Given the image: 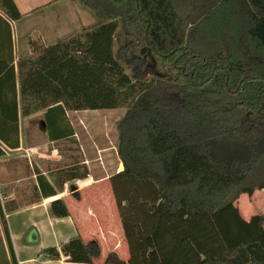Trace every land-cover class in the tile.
I'll return each instance as SVG.
<instances>
[{"label":"trees","instance_id":"trees-1","mask_svg":"<svg viewBox=\"0 0 264 264\" xmlns=\"http://www.w3.org/2000/svg\"><path fill=\"white\" fill-rule=\"evenodd\" d=\"M74 1L95 24L49 46L32 35L30 52L3 66L0 157L18 147L20 118L43 111L56 140L72 130L58 131L54 113L123 109L122 170L108 181L128 257L111 252L103 264H264L263 217L247 221L234 205L264 189L246 183L264 162V0ZM0 18L8 24L22 15L13 0H0ZM132 32L165 75L125 61L121 37ZM35 175L36 192L54 196ZM2 197L0 264H17L5 223L16 205ZM49 210L69 216L62 199ZM98 255L96 243L75 237L38 258L93 264Z\"/></svg>","mask_w":264,"mask_h":264},{"label":"crops","instance_id":"crops-1","mask_svg":"<svg viewBox=\"0 0 264 264\" xmlns=\"http://www.w3.org/2000/svg\"><path fill=\"white\" fill-rule=\"evenodd\" d=\"M13 1L22 18L15 22L9 21L8 24L0 18V77L3 76L4 64L14 66L19 55L30 52L29 40L37 31L42 44L49 46L84 28L83 20L86 26L93 25V22L87 21V15L75 5L74 0H60L52 4L50 0ZM38 7L45 8L44 25L31 23V17L35 18L32 14L39 10L32 11ZM57 8L64 13L61 17L53 12ZM51 14L52 16L48 17ZM25 20L28 21L25 23L26 27L22 29ZM49 27L51 31H46ZM43 113L42 111L20 118L18 147L5 150V154L9 151L16 157L28 158L29 165L32 159L38 161L41 158L44 166L43 169L40 167L33 169L32 174L26 178L27 181L31 180L29 183L21 181L23 179L18 180L21 181L19 183L23 193L26 192L24 196L22 193L20 201L15 196L6 198L14 201L16 205L14 210L5 213V223L17 264H83L70 263L65 257H61L60 260L38 258L41 250L58 248L75 237H79L84 244L93 242L98 245L99 255L93 264H103L105 256L111 252L126 260L128 249L108 183L110 164L114 162L115 166L117 161L119 167L117 172L122 168L117 157L116 144L109 141L105 125L110 115L105 113V110L65 111L64 118L61 119L59 113H54L52 117L57 118V130L65 132L69 125L72 135L53 140L46 133ZM22 120L38 126L42 134L41 144L24 146ZM95 124L101 126L96 130L98 138L92 129ZM115 139L117 142V136ZM107 141L110 142V146ZM36 169L54 190V196L44 198L39 195L38 190L36 192ZM73 173L84 176L66 180ZM28 188L30 192L26 190ZM56 199L65 202L69 211L68 217L51 216L50 203ZM240 215L245 219L243 214Z\"/></svg>","mask_w":264,"mask_h":264},{"label":"rangeland","instance_id":"rangeland-1","mask_svg":"<svg viewBox=\"0 0 264 264\" xmlns=\"http://www.w3.org/2000/svg\"><path fill=\"white\" fill-rule=\"evenodd\" d=\"M75 5H77L79 9L84 11V13L87 15V21L89 20L90 22H93V24L96 23V18L90 11L80 7L77 3ZM44 9L45 8L32 14L33 16H35V18L31 17L32 19L31 23H36V24L41 23V25L45 24L44 22L45 19H43ZM53 12L60 17L64 14L60 8L53 10ZM51 16L52 14L49 15L48 17H51ZM27 21L28 20H25L23 22L21 26L22 29L26 27L25 23ZM82 26L88 27L86 26L85 20H83ZM50 28L51 27L46 29V31H51ZM37 32L35 33L36 35L38 34ZM20 40H22V38H20ZM121 40H122L121 43L125 46V49L123 51L125 61L139 59L141 70H144L147 68L148 71H151L153 74L158 75L160 77L166 74L165 73L166 70L161 65L160 61L158 59L151 58L149 52L146 50V47L143 41L141 40L140 36L138 35V33L132 32L130 35L122 36ZM134 63L135 62H131L130 64H128L129 66H126V70L128 73L132 72ZM105 113L110 115L107 119L108 122H106L105 124L107 126V130L109 134V141H111V143L115 145L116 144L115 137L117 136V124H118L119 119L122 117L124 110L123 109L105 110ZM100 127L101 126H99L98 124H95L92 126V129H94V132H95L94 134L97 138L99 136L96 130L100 129ZM22 132H23V135L25 136L24 146L27 147L32 144H41L42 134L38 130V126H36L35 124H30L29 121L22 120ZM109 141H107L108 144L110 143ZM112 152L114 153V150H112ZM115 158L117 157L115 156ZM27 159L28 158L16 157L13 154V152H9V151L6 152V154L3 157L0 158V201H3L2 196H5V199L9 196L11 197L15 196L19 200L21 197H23L26 194V192L23 193L19 182L24 181L25 183H29L31 180L27 181L26 178H28L32 174L33 169L38 168V167H40L41 169L44 168V166L42 165L43 161L41 158H39L38 161L35 159H32L30 161V165ZM110 167H111V170H109V173H108L109 177L117 173V170L119 168L117 167V161H116L115 166H114V162H112L110 164ZM120 169L122 170V168ZM20 179H23V180L18 182V180ZM246 183L251 186L252 185L257 186L259 184H264V162H262L255 169V171L250 174ZM29 188L26 190L30 192L31 190H29ZM22 193H23V196H22ZM234 205L237 207L239 212L243 214L245 220H249L250 216H254V215H260L264 219V189L256 190L252 194L251 197L247 196L246 194H241L238 197V199L235 201ZM263 227H264V222H263ZM0 236H2L1 222H0Z\"/></svg>","mask_w":264,"mask_h":264}]
</instances>
